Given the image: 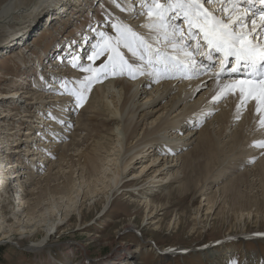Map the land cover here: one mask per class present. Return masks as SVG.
Here are the masks:
<instances>
[{
	"label": "bare ground",
	"instance_id": "6f19581e",
	"mask_svg": "<svg viewBox=\"0 0 264 264\" xmlns=\"http://www.w3.org/2000/svg\"><path fill=\"white\" fill-rule=\"evenodd\" d=\"M120 2L124 7L132 8L133 11L122 12L115 6L114 9L117 14L115 18L118 19L116 22L129 25L134 31L153 43L154 47H160L161 45L155 43V33H150L144 27L148 22L147 19L145 21L146 16L135 15V12L140 10V0H137L136 4L130 0H120ZM73 3L77 5L78 1L0 0V44L12 37L17 30L18 34L20 33L19 30H30L28 28L35 26L39 17L46 11L49 14L46 18L50 19L53 16H58L61 9L70 7ZM206 7L215 9L216 5L211 4L206 5ZM219 8L220 6L217 5V9ZM50 10H52L51 14L49 13ZM137 17L139 19L135 24L126 22L130 18L135 19ZM137 27L141 28L137 29ZM32 33L36 35L38 31H32ZM122 51L128 58L127 50L122 48ZM197 59L199 60L200 57ZM19 63H21V59H19ZM64 74L70 76V83L73 85L77 83V76L79 75L77 69L70 70L67 68L64 70ZM85 75L87 74L80 75L82 78L79 80L83 79ZM181 76V74H177L175 79H163L161 84L147 88L145 87V83L149 79L147 75L138 76L132 83L124 79L116 81L115 76L110 75L108 80L93 85V94L92 92L87 93L92 97L87 103L84 100L82 106H79L81 111L75 121L76 129H71L69 132L65 131L63 128L68 126H61V123L66 117L60 115L58 120L52 119L50 115V121L42 118L40 123L43 126L41 128L38 125L30 128L31 130L34 128L41 130L34 132L37 134V138L41 137L40 139L31 138V133H28L25 140L27 144L32 143L30 148L31 150L33 148L35 153L33 156L36 159H31V162L26 164L30 172L23 175V181L16 180L19 183H16L17 187L20 184L22 187L18 191H12L9 187L11 196L14 197V207H17V213H20L12 216L13 222L11 224H8V219L1 212L0 203L1 236L8 240L14 236L16 239L17 237L22 238L24 234L35 232L36 228L45 226L47 230H45L44 237L31 246V250L38 251L47 245V240L56 233L54 230L57 227L71 221L74 211L78 217H81L84 203L88 198L94 200L96 196L103 194L105 200L103 211L106 212L110 206L111 197H113L112 192L118 187L121 189L124 185H121L124 179L130 182L124 189L122 188L123 191L134 195L129 194L128 199L143 208L147 214L146 220L150 225H154L157 231L161 229L163 217L160 216L165 214L162 212L167 209L172 195L178 196L187 193L190 187L196 191L200 190L203 195L211 194L193 208L191 211L193 221H197L198 224L201 223L200 214L202 211L215 213L217 209L221 211L228 206L238 209L241 215L239 220H241L243 211L252 204V198L246 194L251 190L252 184L244 192L240 189L242 182L250 183V177L259 176L262 179H259L262 185L264 180V156L254 166H252L254 162H247L251 159V154L245 143L247 138L245 125L250 119L249 115H245L244 120L239 125L229 127L228 112L230 110H221L222 105H218L217 112H220L203 129L196 132L191 131L180 137L184 144H191L189 150L172 159L161 160L153 148H160L159 146H161L164 149L167 142H165L166 144H161V142L166 140L165 132L173 126L177 118L201 104L216 87L214 80H206L210 78L209 74H202L201 82H182L184 78ZM40 78L42 77L40 76ZM71 79L74 80L71 81ZM150 80L152 79L150 78ZM35 94L27 95L26 92H23V96H20L19 92H12L5 96L0 93V100L4 102V99H7L8 102L10 99L15 103L25 100L24 103L31 104L32 101L28 103L27 100L34 99V104H38L39 110L42 111L47 99L43 98L40 92ZM63 96H54L58 98L55 100L56 103L59 102L58 106L68 98ZM70 98L77 104L74 97L70 96ZM69 102L66 100V103ZM4 116H0V121ZM67 118L69 121L71 120L69 114ZM80 132L87 133L83 143L91 141L87 148L88 152L84 153L83 161L82 157L77 154L81 149H75L80 143L82 144L81 140H77ZM43 133H47V135ZM67 133L71 135L70 138H66ZM59 136L61 137L58 139ZM35 140L43 142V144H39ZM48 140L53 141V144H48L50 145L49 148L44 143ZM3 143L5 140L0 143V146H6L9 150L11 144ZM242 145H245V148L244 146L241 148ZM72 150L75 152V156L68 155L70 152L73 153ZM24 151L26 152L25 156L32 155H28L27 149ZM48 156L53 157L52 161L56 159L55 162L49 164V168L56 164L53 169L57 168L58 171L51 173L53 169H50L51 171L44 177L46 184L41 186L42 180H35V182L31 179L34 170L39 169L33 166H36L37 163L41 167ZM73 157H77V159L74 160ZM3 162L4 160L0 159V191L5 188L3 187L6 177L5 174L3 176ZM64 163L70 167L66 172L64 171L67 169L63 168ZM22 169L24 170L23 166ZM195 170H198V175H194ZM255 170H258V173ZM128 172L129 174L126 175ZM9 178V180L16 179V177L11 179V176ZM28 181H31V187L33 186L32 188L29 187L31 189L30 194L35 191L34 195H29L30 201L25 199L24 194ZM51 184L55 185L50 186ZM262 188L264 190V185ZM207 191L209 192L206 194ZM154 192L165 193V195L157 200L151 198ZM32 196L35 198L33 201L31 200ZM262 196L264 198V194ZM41 200L42 203H40ZM242 200L245 203H242ZM254 204L258 205L257 199ZM87 205L88 207L91 205L89 208L91 210L95 205V200ZM177 216L174 215L172 222L168 224V229H179L180 218ZM201 229H204L203 225ZM223 242L225 241L223 240ZM135 253L136 250L133 248L128 255L133 256Z\"/></svg>",
	"mask_w": 264,
	"mask_h": 264
},
{
	"label": "rangeland",
	"instance_id": "374dc122",
	"mask_svg": "<svg viewBox=\"0 0 264 264\" xmlns=\"http://www.w3.org/2000/svg\"><path fill=\"white\" fill-rule=\"evenodd\" d=\"M136 3L137 0H135L133 4ZM74 6H76V3H73L71 7L74 8ZM114 8L115 7L112 5L111 0H108L107 9L104 12V14L106 16L108 15V17H103L104 24L101 29L96 31L104 33L107 32L110 36H114V34L116 35L115 30L111 27L113 23H116V21H118V19L115 18L117 14ZM135 8H137V5H135ZM90 9H92V5L88 10ZM63 11L61 10V12ZM75 11L77 10L75 9ZM51 12L52 10H50L49 13L51 14ZM109 14H112L113 16H109ZM47 15L49 14H47L46 11V14H42V17L38 20L37 24H42L43 21L47 20ZM53 18H50L48 20H51ZM138 19V17L135 19L130 18L129 20H126V22L129 21L132 24H135ZM146 19L147 18H145V21ZM63 28L64 30H66V28L68 27L63 26ZM140 28L141 27H137V29ZM28 29H31V27ZM36 31L37 30H34V32ZM53 31L55 32L57 31V29H54ZM49 32L53 33L52 31ZM44 45L45 41L41 39L36 43V46L32 45V49L38 50L40 48H43ZM25 54L26 51L24 53H17L16 55L7 56L0 59L1 94L5 96L10 95L12 92H15V90L16 92L20 93V91H18V87H21L19 85L25 81V73L27 71H23V74L20 72L17 75L16 79L15 72L18 68V65L16 64L17 62H19V57L24 56ZM26 61L27 59L24 58V62ZM11 73H14V77L12 76L13 79L7 77V75ZM57 73H62L61 75L65 76V74L60 70L57 71ZM46 81L47 82L44 83L42 87H40L41 90L39 89V91L35 93L39 94L40 92L43 98L47 99L46 104L54 105V103H56L55 100H58V98L54 99L50 97V92H52V90L47 87L48 78H46ZM70 85H73V83H70ZM25 92L28 93V89L25 88ZM23 101L25 100H21L20 103H15L10 99H8V102L7 99H4V102L0 100V116L7 115L6 117L4 116V118L0 121V139L5 140V143L3 144H11L9 150H7L6 146H0V159L4 160V157L6 156V158L8 157L7 159L10 160V166L5 175L6 183L3 185V187H5L3 191H5H0L1 212L4 213V216L6 217V219H8V224H11L13 222L12 216L14 214H20L17 213V207H14V197L11 196V193L9 191L10 189L12 191H18V189L22 187V185L20 184L17 189L16 183L18 182H15L14 180H12V182L9 181V176H11V179L13 178V174H10V172L14 169L19 170V168L15 167V164H13V160L21 159L25 161L26 166V164H29L31 162V159H36V157L33 156V154H35L33 152V148L31 151L27 149L28 155H32L25 156V149H22L20 148V145H17V143L19 142H17V139L21 136L20 139L22 138L23 140V136H26L32 131L35 132V130H32L31 132L26 131V133L24 132L26 127L30 129L32 128V125H34L33 120H35V114H39L41 116L38 117L40 122L42 121V118L43 120L49 121V117H47L45 113L39 110L40 106L38 104H34V99L27 100L28 103L32 101L31 104L24 103ZM49 108L50 107H47L46 111H48ZM51 108L53 110L54 106L51 105ZM46 113H49V111ZM40 128L35 129L37 131H41ZM63 129L65 130V128ZM34 132L33 134L31 133V138L40 139L41 137L37 138V134ZM5 134H7L8 136ZM85 134L87 133L80 132L79 137H81L83 140L79 137L77 138V140H81L80 142H82V144L80 143L78 148H75L81 149V151H78L77 154L80 155L79 157H82V161L84 159V153L88 152L87 148L91 143V141L83 143L86 136ZM45 135H47V133ZM245 135L247 137V132ZM70 137L71 135L69 134L66 138ZM1 140L0 143L3 141ZM25 140L26 137L24 138V142H26ZM49 140L47 142H44L47 148L50 147V145L48 144H53V141ZM37 143L43 144V142L40 141ZM243 146L245 148V145H242L241 148ZM15 148L18 152V155L16 157L13 155V151H15ZM70 154L71 156H75L74 151L73 153L70 152L68 155ZM52 158V156H48L46 162H44L41 167H39L37 163L35 164L36 166H33L39 169L34 170L35 172L33 173V175H31V179H33L34 181L42 180L41 186H44L46 184L44 177H46L47 174L54 167H56L55 164L53 165L54 167L49 168V164L55 162L56 160L54 158L55 160L52 161ZM75 159H77V157H75L74 160ZM258 161L259 160L252 163V166H254L255 163H258ZM3 164L5 165V162H3ZM67 166L64 163L63 168H66L67 170H60H65L64 172L68 171L70 167L69 165ZM252 166L250 167L251 169ZM57 171L58 169L55 168L51 173H55ZM255 171L258 173V170ZM29 172L30 170H28L26 166L22 173L23 175H26ZM128 174L129 172L126 175ZM194 175H198V170L194 171ZM18 176H20V179L23 178L20 173L18 174ZM259 179H261V177L259 176L254 178L250 177V183L242 182L240 189L244 192H246L249 189L250 184H252L251 190L249 191V193H246L247 195L249 194L252 198V204L249 207H246L247 209L243 211L241 220H239L241 215L238 212V209L228 206L224 207L221 211L217 209L215 213H206V211H202L200 214L201 223L198 224L197 221H193L191 211L193 210V208L199 205L205 197L211 196V194L209 193L208 195H203L200 190L196 191V189L190 187L187 193L179 194L178 196L175 194L172 195V198L168 203V207H166L167 209L162 212H165V214L160 216L163 218L161 229L158 231L155 230L154 225H150L146 220L147 214L144 212L143 208L128 199L129 194L132 196L134 195L133 193L123 191L124 187L128 185V182H130L126 181L127 179H124L121 183V185L124 184L121 189H118V187L112 192L113 197H111L110 206L108 207V210L106 212L103 211V203H105L103 194H99V196H96L94 198L95 205L91 210H89L91 205L90 207H88L87 204L94 200L88 198V200H86L84 203L81 217H78L77 213L74 211L71 216V221H69V223H66L65 225L57 227L54 230L56 233L47 240V245L38 251L34 252V250H31V246H33L44 237L45 230H47L45 226L42 228H36L35 232H32L33 235L32 233H29L31 235L26 233L23 235L24 237H17V239L16 236L11 238V240L4 239L0 234V264H122V262H124V264H127L128 262H130V264H223L222 259L225 258L227 251L229 252V255L226 257H229L231 259V264H246L244 255H247V252H243L244 245H238V242L231 244L226 240L232 238L235 239L241 237L242 235L255 232L257 233V235H259V237L264 238L262 234H258L264 232V198L262 196L264 194V190L262 188V185H264V180L263 184L261 185L262 182ZM26 185L27 188L25 189L26 191L24 193L25 199H29L30 201L29 195H34L35 191L30 194L31 189L29 187H31V181H28ZM53 185L55 184H51L50 186ZM208 192L209 191H207L206 194ZM163 195H165V193L158 194L157 192H154L151 198L158 200ZM255 198L258 201V205L254 204V202L256 201ZM31 200H35L34 196H32ZM40 203H42V200L40 201ZM242 203H245V201L242 200ZM24 208L26 207L24 206ZM159 214H161V212H159ZM175 214L180 218V223L178 225L179 229H168V224L172 222ZM33 222L36 221L33 220ZM202 225L204 226V229H201ZM139 240L140 243H137V245H135L136 241ZM223 240L226 242H223ZM141 243L147 246L146 249L148 251L146 253L141 251L137 252V249H139V245ZM152 243L156 245L157 251H153L149 247ZM216 243L223 244L219 245V247L217 248H213V246H218ZM260 243L262 242L258 241L257 244L245 245L249 251L251 258H255L254 254L256 252L258 253V247L261 248L264 257V247H262ZM133 248L136 250L135 254L137 255H128ZM172 248H175L177 253L186 252V255L176 256L175 258H168L159 256L157 253L158 251L173 250ZM212 250L216 251L218 254L212 253ZM197 254L199 256V260L198 258H193L194 255ZM201 256H203V259L201 258ZM109 258L112 259L110 260ZM229 258L228 261H230ZM118 261L119 263H117Z\"/></svg>",
	"mask_w": 264,
	"mask_h": 264
},
{
	"label": "snow or ice",
	"instance_id": "6c2138e0",
	"mask_svg": "<svg viewBox=\"0 0 264 264\" xmlns=\"http://www.w3.org/2000/svg\"><path fill=\"white\" fill-rule=\"evenodd\" d=\"M111 2L122 12L133 11L120 0ZM211 4L221 7L213 11L206 7ZM135 15L146 16L144 27L155 33V43L161 46L154 47L123 22L111 25L115 36L98 33L101 39L87 56L90 64H82L81 57L72 56V67L87 74L77 81L78 88L68 90L78 107L93 85L109 75L127 74L130 79L147 75L158 83L175 79L177 74L191 79L211 71L217 83L214 102L237 96L238 109L255 102L256 112L264 111V0H140V10ZM122 48L127 49L132 60ZM105 55L106 60L94 67ZM260 125L264 127V118ZM252 146L264 150V141Z\"/></svg>",
	"mask_w": 264,
	"mask_h": 264
}]
</instances>
